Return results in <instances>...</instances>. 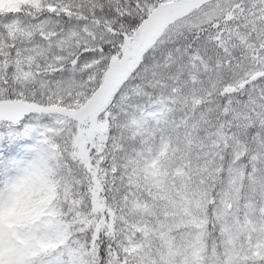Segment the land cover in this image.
I'll use <instances>...</instances> for the list:
<instances>
[{
  "label": "snow or ice",
  "instance_id": "6c2138e0",
  "mask_svg": "<svg viewBox=\"0 0 264 264\" xmlns=\"http://www.w3.org/2000/svg\"><path fill=\"white\" fill-rule=\"evenodd\" d=\"M0 264H264V0H0Z\"/></svg>",
  "mask_w": 264,
  "mask_h": 264
}]
</instances>
